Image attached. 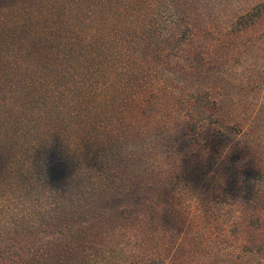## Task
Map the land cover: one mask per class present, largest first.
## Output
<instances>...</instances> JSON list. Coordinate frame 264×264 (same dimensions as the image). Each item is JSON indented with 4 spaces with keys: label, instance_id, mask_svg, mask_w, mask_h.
Segmentation results:
<instances>
[{
    "label": "trees",
    "instance_id": "1",
    "mask_svg": "<svg viewBox=\"0 0 264 264\" xmlns=\"http://www.w3.org/2000/svg\"><path fill=\"white\" fill-rule=\"evenodd\" d=\"M0 264H264V0H0Z\"/></svg>",
    "mask_w": 264,
    "mask_h": 264
}]
</instances>
